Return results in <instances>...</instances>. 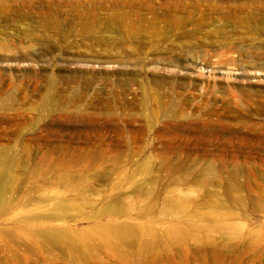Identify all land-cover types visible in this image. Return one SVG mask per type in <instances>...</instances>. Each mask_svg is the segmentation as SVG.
Returning <instances> with one entry per match:
<instances>
[{"label":"rangeland","instance_id":"1","mask_svg":"<svg viewBox=\"0 0 264 264\" xmlns=\"http://www.w3.org/2000/svg\"><path fill=\"white\" fill-rule=\"evenodd\" d=\"M234 3L237 8L250 6L248 9L253 13L259 9L264 12V0H237ZM205 7L201 0H0V133H3V128L5 136L12 139L16 134L19 139L17 142L12 139V143L4 144L0 150L2 156L18 162V173L21 175L17 182L20 185H11L13 197H23L28 189L42 187L41 194H35V197L70 203L77 196L68 193L61 181L66 178L75 183L82 172L83 162L114 159L119 163L114 171L115 163L98 164V171L96 169L95 172H99L98 175L107 172L105 180L94 175L84 178L80 192L96 207H82L71 212L67 218L50 221L51 232L45 238L53 240L59 237L75 245L79 237L74 231H85L86 237H95L93 239L102 244L116 224L135 222L127 220L126 215L134 216L139 209L147 207L151 221H159L154 225L155 231L161 234L159 236L163 242L168 241L164 238L168 224L178 229L190 214L196 212L194 206L201 203L203 194L208 192L211 197L215 196L216 203L218 200L225 202V188L230 184L237 189L233 195L242 200L247 211L240 212L236 207L228 206L220 211L224 216L229 212L244 213L246 216L238 221L227 220L226 223L240 224L242 237L246 240L251 236L255 239V231L264 229L262 215L248 209L252 194L264 192V160H213L210 165L217 175L210 177L203 171L207 165L204 160L169 162L165 165L170 164L172 170L166 171L160 167L162 163L151 156L152 148L159 147L155 141V136L159 134L172 133L189 139L192 142L187 147L196 151L218 148L215 141L208 143L200 137L206 134L202 120L210 119L206 114L207 106L201 103L203 88L210 86L220 91L264 89V34H243L242 38L246 39L241 40L242 43L237 42L236 49L229 54L233 62L222 61L217 66L213 63V57L208 63L204 61L205 56L214 49L210 46L213 40L210 34L190 36L191 24L186 23L182 28L175 26L182 17L192 20L198 14L207 15ZM211 14L215 15L213 12ZM87 15L91 16L88 22L92 23L95 19L99 23H107L111 17L116 18V24L126 20L133 24L135 32H141L137 36H125L126 28L122 27L124 30L116 34L97 32L91 37L85 33L78 34ZM238 15L244 16V12L237 11ZM141 17L155 21L152 26H147V23L139 22ZM53 21L60 22L59 29L44 28V24L49 27L47 22ZM139 24H142L141 27ZM154 30L161 34L156 36L152 32ZM194 38L198 41H194ZM195 50L199 53L192 52ZM86 81L91 82L89 89L85 88ZM155 84L161 89L156 90ZM192 84L198 89L186 91ZM175 85L181 89H171ZM74 92L79 94L78 98L63 112L61 103L72 99ZM155 92L164 96L169 94L172 102L165 105L166 100H162L161 109L152 115L151 99L155 98ZM180 93L181 97L189 99L181 107L183 110H177V95ZM50 95L53 109L46 105ZM107 97L112 100L109 106L103 105ZM221 101L216 102L219 108L223 104ZM240 112L242 114L237 115V119L232 117V113H225L222 120L232 126L237 125V136L253 138V134L239 127L242 124L264 126V109L251 111L245 108ZM235 130H223L219 134L228 138ZM30 138L38 141L22 142ZM99 138L104 140L103 143L95 141ZM223 149L237 150V144L226 145ZM96 150H103L105 154L98 156ZM139 151L142 155L138 154ZM43 174H46L44 182L41 179ZM172 180L182 182L171 185ZM141 189L155 196L162 191L161 198L165 199L158 200L161 207L151 206L150 200L139 197ZM176 198H179L180 204L188 206V215L171 219L170 215L161 211L162 203L166 199ZM121 205L128 207V210L119 207ZM107 206L113 207L114 211H105ZM119 210H122L123 217L116 214ZM203 211L206 210L198 212ZM79 213L81 218L78 217ZM88 215L91 220L84 219ZM24 222L14 213L0 217V237L5 238L9 233L13 235V240L27 243L28 238H33V229L24 227ZM103 227L110 230L96 232L95 228ZM115 231L116 228L112 232ZM181 233L182 229H178L174 236L178 238ZM216 236L219 235L214 234V238ZM144 237L146 241L149 240L148 235ZM198 240H194L196 243L187 240L185 252L184 248L178 246L164 251L151 245V249L143 250L141 263L136 255L119 250L112 255L97 252L92 257L86 253L68 251L61 257L49 253L45 263L34 257L26 258L36 260L38 264H203L196 260L200 249ZM11 241L5 238L7 247H12Z\"/></svg>","mask_w":264,"mask_h":264},{"label":"bare ground","instance_id":"2","mask_svg":"<svg viewBox=\"0 0 264 264\" xmlns=\"http://www.w3.org/2000/svg\"><path fill=\"white\" fill-rule=\"evenodd\" d=\"M215 1L216 2H212L211 0H201V2H204L206 4L205 9L208 11V14L207 15L198 14L196 15L197 16L196 18L192 19L193 21L190 18L182 17L176 21L175 26L178 28H182L186 23L191 24L192 31H190V33L192 34L190 36L201 33L202 34L207 33L208 35L210 34L212 36L211 39L213 38L212 42L210 43V46H213L214 49L211 50V54L205 56L207 58H204L205 59L204 61L208 63L209 60L213 57L215 58L214 61L212 60L213 63L217 64L218 66L220 63H222V61L226 63L233 62V58H230L229 54H231L233 50L236 49L235 46H237V42L242 43L243 41L241 40L246 39V38H242L243 34L248 36L249 35L251 36L254 33L264 34V16H263L264 12L263 11L261 12V10L259 9L260 12H258L259 11L258 10L255 13H253L251 12V10H249L251 8L250 6L237 8V4L234 3L237 2V0H215ZM257 2L260 1H255V3ZM237 11L244 12V16H239V15L237 16ZM210 12L215 13V15L211 14ZM204 16H207V18H204ZM257 16H261V17H257ZM93 17H95V15ZM121 17L124 18V16ZM90 18L91 16L88 15L84 17V23L81 24L78 34L85 33V35H90V37L91 34L97 32L116 34L120 31H123L124 30L123 28H126L125 30L126 32L124 31L125 36L131 37L141 32V31L135 32V30L132 29L133 24L128 21L125 22L126 20L125 21L121 20L120 24L119 23L116 24V18L111 17L107 23H105V21L104 22L101 21V23H99L96 21V19L93 20L94 22L92 23V22H88ZM141 18L139 19V22L141 21L147 23V26H152V24L155 21L152 18H150L149 20L144 17ZM47 23L50 26L48 27L46 24H44L43 26L45 29H49V30L59 29L60 26L59 21H53L52 23L49 22ZM205 28L208 29L206 30ZM129 29H131L132 31L130 30L131 32H129L128 31ZM155 31L156 30L152 32ZM160 34L161 32H157L155 35L159 36ZM196 38L198 39L197 36ZM220 38L221 40H219ZM197 39L194 38V41L197 42L199 40ZM192 52L196 54L199 53L198 50ZM84 84L86 89L87 88L89 89L91 87V82L89 81H86ZM157 85L158 84H155L154 88L156 90L161 89L160 86ZM179 88L181 89L179 85H175L171 87V89L173 90ZM214 88L210 86L203 88V94L201 95V103H203L205 107L207 106L208 110L206 111V114L207 116H210V119H207V121L206 119L205 121L204 119L202 120L203 121L202 125L204 128H206L205 130L206 134L201 135L200 137L208 143L215 141L218 148L216 150L203 149L200 151H196L187 147L189 146L188 143L192 142L189 139L186 140V138L175 136L172 133H170L169 135L159 134L155 136L156 137L155 141L158 142L159 147L152 148L151 156L152 158L162 163L163 165L161 164L160 167H162L166 171H169L167 169L172 170L170 164L169 166L168 164L167 166L165 165L166 163L169 162H173L176 160H185V161L204 160L207 162V165L204 166L203 171L207 175H210V177L211 176L214 177V175H217V173L214 171V168L210 165L211 161L213 160L230 161V162H236L239 160L246 162L264 160V149H263L264 126L260 124H251V125L242 124L239 127L241 130H244L248 134H253L252 135L253 138H247L236 135L235 129H237V125L232 126L231 124H228L222 120V116L225 113H232L233 114L232 117L237 119V115L240 116L242 114L240 112L242 109L248 108L251 111H260L264 109V89L260 91H251L249 89L239 88L237 89V91H235L234 88L233 90L231 89V90L220 91L219 89H214ZM190 89L197 90L198 86L192 84L191 88H188L186 91ZM153 94H155V98L151 99L152 107L154 109L152 115H154V113H156L161 109L162 100H166L163 103L165 105H167L169 102H172V98L169 94L165 96L164 94L158 95L156 94V92ZM77 95L79 94L77 92H74V96L72 99L66 101L65 103H61L62 105L60 106L61 107L64 106L63 112H65L68 107L74 104L75 100L78 98ZM177 96L179 97V103H178L179 105L177 110H183V108L181 107L187 104L189 99L186 100L187 98L181 97V93ZM108 98L109 97H107L105 102L103 101V105L105 103L106 106H109V101L112 100ZM51 100L52 97L50 95L48 101L46 102V105L48 107L52 103ZM219 100H222L221 102L223 103L220 106V108L216 106V102ZM119 102L117 103V105L119 104ZM175 115L173 114V116ZM230 129L231 131L232 130L235 131L228 138H223L221 134H219L220 131L230 130ZM2 131L3 133H0V147H2L4 144L12 143L13 142L12 139L15 142L19 140L16 134H14L11 139L10 137L5 136L6 133L3 128ZM235 139L237 140L233 142V140ZM34 141H38V139H31V138L23 139L22 142L24 144H27ZM95 141H97V143H103L102 141L104 140L99 138ZM129 143H131V141H129ZM233 143L237 144V150L227 151L223 149V147H225L226 145L230 146ZM257 147L259 149H256ZM95 154L98 156L104 155L105 151L96 150ZM138 154L142 155L140 151L138 152ZM107 163L116 164L115 168L112 171L116 170L117 165L119 164L114 159L112 160L90 159L83 162L81 165L82 172L77 177L75 183L70 182L66 178L61 181L62 185L65 188H67V192L71 193L74 196H77L78 198L75 197L73 200H71L70 203H65V201L53 202L50 201V199L35 197V194L37 195L41 194L42 187L28 189L23 197H20L19 195L13 197L14 193L11 190V185H20V183L17 182L18 177L21 175L20 173H18L19 172L18 162L15 159H11V158L9 159L5 156H2V151L0 150V217H6L8 214L14 213V215L20 216L22 217V219H24L25 221L24 227L28 226L29 229H33L32 230L33 238L31 237L28 238V242L25 244H22L20 240L17 241L13 240L14 239L13 235L6 233L4 237L12 240L11 242L13 244L12 247L10 246L7 247L6 246L7 242H5V238L0 237V264H38L36 260H31L26 257L29 258L34 257L35 259L40 260L41 263H45L47 261L46 256L49 253L61 257L64 256V254L68 251V252H73L74 254L86 253V255L92 257L94 256L95 253L97 254V252L103 251L112 255L118 252V250L125 251L128 254L136 255L139 258L138 262L141 263L142 262L141 255L144 252L143 250L144 249L148 250L149 248L151 249L152 248L151 245L159 247L164 251L165 249L166 250L169 249V247L171 246H178L180 248H184L183 250L185 252L186 250L185 243H187L186 241L195 240L197 242V239H199L198 241H200L202 245L198 242L200 245V249L198 248L199 251L197 252L198 255H196L197 256L196 260L197 259L198 261L200 260L201 263L203 264H264V229L259 228L258 230L255 231V233L253 232L255 234L254 237H256L255 239H252L253 236H251V239L248 238L249 240L248 239L246 240L245 237H242L243 235L241 234V232L243 228L240 224L226 223L227 220L238 221L244 219L246 214L244 213L235 214L229 212L224 216L223 214L220 213L221 210L224 211V209H226L228 206L230 208L236 207L238 210H240V212L247 211V209L242 205L243 204L242 200L240 198H237V196L233 195V193L237 192V189L231 186L229 180H228L229 182L228 184L230 185H227L226 188L222 186L223 189L225 188L227 193V200L225 201L226 203L224 202V200L220 202L218 200L219 203L218 202L216 203L217 200L214 199L215 196L211 197V194L209 195V192L208 194L207 193L205 195L203 194V199L201 203L199 202V204L194 206L196 212L194 211L195 213L190 214L189 218L185 220V223H183V225H181L178 228L180 231L182 229L181 236H179L178 238L176 237L177 235L174 236L175 232L178 229L176 228L177 229L176 230L174 227H172V225L168 224L169 227L167 228V231H165L164 234V238L168 240V241L165 240L166 242L165 241L163 242L162 240L163 238H160L161 234H159L160 235L159 236L157 233L158 231L157 232L155 231L156 229L154 225L158 224L159 221L155 219L154 222L151 221V218H149L148 209L147 207L143 206L144 204L142 205L144 208L140 207L141 209L138 210V213L136 215L128 216L125 214L127 220L128 219L133 220L135 221L134 223H128L130 221H125L122 224H116V226L114 225L116 231L112 232L115 230V228L114 230L111 229V231L109 232L107 231L108 233L107 236H105L106 238L103 236L105 239H104V243L102 244H99L101 242L97 241V239H93L95 238L93 236H92L93 238L86 237L85 231L81 233L74 231L76 236L79 237L75 245H71V243L64 241L59 237L53 240L52 239L49 240L45 238L46 236H49L48 234H50L51 232V230L49 229L50 221L59 220V219L62 220L64 218H67L71 212H74V210L77 211L82 207H84L85 209L86 208L92 209V207H96L92 205L91 202H89V199L83 197L82 193L80 192L81 191L80 188L82 186L84 178H86L89 175L99 176L101 180H105L108 177L107 172L98 175L99 172L96 173L95 171L97 169L98 164L107 165ZM45 178H46V174H43L41 176L42 182H44ZM179 182L182 181L172 180L170 184L177 185L179 184ZM43 184L44 183H42L41 185ZM139 195H140L139 197L146 198L148 199V201L150 200L151 206L159 205V207H161L160 206L161 203L158 200L160 199L162 200L164 198V197L161 198L162 191L158 193L157 196H155L150 194L149 191H146L145 189H141ZM224 195L226 194L224 193ZM173 198H175V196ZM212 198L215 200V202H213ZM176 199L177 200L166 199V201L162 203L163 206L162 210L160 209L162 212H165L168 215H170L171 219H176L179 216L188 215L187 213L188 206L183 205V203L180 204V202H178L179 198ZM248 202L250 203V204L248 203L249 204L248 209L254 214H261L262 215L261 218H263L262 222H264V192L257 193L255 195L252 194V197H250ZM119 207L123 208L126 211L128 210V207H126L125 205H121ZM104 210L114 211L113 207L111 206L105 207ZM202 210H206V211L198 212ZM116 214L119 217L124 216L122 210H119L118 212H116ZM78 217L81 218L80 213L78 214ZM84 219L91 220V218H89V215ZM110 228L109 227L95 228V230L96 232L102 231L105 233L106 231L104 230L107 229L110 230ZM235 231H237V233ZM251 233L252 232H250V234ZM97 234L101 235L99 233ZM214 234H217L219 236L218 237L216 236L217 238H214ZM145 235H148L149 240L147 241L145 240L144 237ZM227 235L229 237L231 236L232 238L231 237L227 238L228 237ZM224 236L227 237L224 238Z\"/></svg>","mask_w":264,"mask_h":264}]
</instances>
